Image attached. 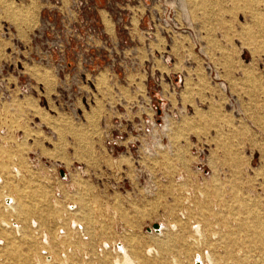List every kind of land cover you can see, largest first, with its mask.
<instances>
[{"label": "rangeland", "instance_id": "1", "mask_svg": "<svg viewBox=\"0 0 264 264\" xmlns=\"http://www.w3.org/2000/svg\"><path fill=\"white\" fill-rule=\"evenodd\" d=\"M95 2L0 0V264H264V0Z\"/></svg>", "mask_w": 264, "mask_h": 264}, {"label": "bare ground", "instance_id": "2", "mask_svg": "<svg viewBox=\"0 0 264 264\" xmlns=\"http://www.w3.org/2000/svg\"><path fill=\"white\" fill-rule=\"evenodd\" d=\"M134 26V25H133ZM6 205L8 207V210L12 213H16V200L14 199V197L11 199H7L6 201ZM4 226L7 227L8 229L11 228V226L6 223L5 221L3 222ZM35 225V224H34ZM74 225H76V223H74ZM75 228V227H74ZM166 228V225H160L159 224V229L154 230V229H150L149 232H156V234L160 235L164 232ZM175 228V227H174ZM16 230H19V228H15ZM194 231L196 234L201 235V227L198 225L194 228ZM20 233V232H19ZM21 234V233H20ZM19 234V235H20ZM2 244V243H0ZM104 249H108L109 245L107 243L104 244ZM115 251L119 254L122 255V258L120 259H116L114 264H136L134 259L130 256L129 252L127 251L126 247H117L115 248ZM104 252V250L101 251V253ZM153 251H150L149 254H152ZM104 254V253H103ZM194 262H196L197 264H213V260L211 259V257L209 256H202V255H196L194 258ZM48 263H50L49 259H48Z\"/></svg>", "mask_w": 264, "mask_h": 264}, {"label": "built area", "instance_id": "3", "mask_svg": "<svg viewBox=\"0 0 264 264\" xmlns=\"http://www.w3.org/2000/svg\"><path fill=\"white\" fill-rule=\"evenodd\" d=\"M58 0H56V2H57ZM108 4H112V3H114V4H118V2L120 1H124V0H105ZM127 1V3H130V2H132V1H135V0H126ZM73 2L75 3L76 2V0H73ZM88 3H90L91 4V6H89L88 7V11H92V10H96V8H97V5H96V2H95V0H86V4H88ZM89 20H86L85 21V23H84V27L86 28L85 30H86V33H88V34H90L91 36H93V35H95V34H97L96 33V28H95V26L93 25V24H91V23H87ZM85 68H88V66H86Z\"/></svg>", "mask_w": 264, "mask_h": 264}, {"label": "water", "instance_id": "4", "mask_svg": "<svg viewBox=\"0 0 264 264\" xmlns=\"http://www.w3.org/2000/svg\"><path fill=\"white\" fill-rule=\"evenodd\" d=\"M60 175H61V176H64V172H63V171H60ZM152 228H153L154 230L159 229V224H153ZM149 230H150V229H148V231H149Z\"/></svg>", "mask_w": 264, "mask_h": 264}, {"label": "crops", "instance_id": "5", "mask_svg": "<svg viewBox=\"0 0 264 264\" xmlns=\"http://www.w3.org/2000/svg\"><path fill=\"white\" fill-rule=\"evenodd\" d=\"M132 23H133V25H134V20H132ZM112 28V27H111ZM4 243H5V241H4Z\"/></svg>", "mask_w": 264, "mask_h": 264}]
</instances>
